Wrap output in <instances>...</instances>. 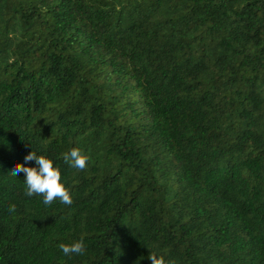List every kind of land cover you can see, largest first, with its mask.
<instances>
[{"label":"trees","instance_id":"trees-1","mask_svg":"<svg viewBox=\"0 0 264 264\" xmlns=\"http://www.w3.org/2000/svg\"><path fill=\"white\" fill-rule=\"evenodd\" d=\"M31 151L71 206L25 195ZM151 254L264 264V0H0V264Z\"/></svg>","mask_w":264,"mask_h":264},{"label":"clouds","instance_id":"clouds-1","mask_svg":"<svg viewBox=\"0 0 264 264\" xmlns=\"http://www.w3.org/2000/svg\"><path fill=\"white\" fill-rule=\"evenodd\" d=\"M89 159V157L82 155L81 150L77 148H73L69 153L64 154L65 162L70 167L78 170H84ZM33 161L35 162V167L25 166V164ZM20 173H24L23 181L26 196L31 197L33 194L42 195L45 206H50L57 199L66 206L73 204L69 190L61 183L60 170L54 168L53 162L46 156L37 155L35 151H31L24 157V164H16L10 172L12 176H19ZM16 211L17 205L15 203L10 204L8 213L11 215ZM58 247L67 257L83 255L85 253V245L82 240L70 245L61 243ZM148 259L151 261V264H166L162 257L158 258L155 254H151ZM167 264H175V261L167 262Z\"/></svg>","mask_w":264,"mask_h":264}]
</instances>
